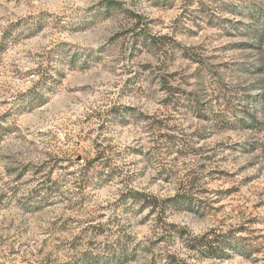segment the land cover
<instances>
[{
  "label": "clouds",
  "instance_id": "clouds-1",
  "mask_svg": "<svg viewBox=\"0 0 264 264\" xmlns=\"http://www.w3.org/2000/svg\"><path fill=\"white\" fill-rule=\"evenodd\" d=\"M0 17V62L23 49L44 76L19 100L13 89L0 109V134L14 129L0 142V174L31 166L19 181L15 174L0 179V264H173L171 257L175 264H264V209L252 213L262 223L247 226L249 233L236 229L250 205L240 214L226 208L220 224L210 214L217 185L207 176L252 162L244 174H258L264 187V0H0ZM21 18L6 37L4 29ZM105 25L97 43L68 35ZM57 29L67 48L50 54L47 41L32 47L37 33ZM117 33L126 35L113 44ZM69 61L96 73L98 87L86 89L83 106L72 104L55 125L26 126L15 107L43 115L63 90ZM245 145L255 150H231ZM61 157L68 163L52 171ZM41 165L45 171L34 176ZM249 187L253 202L264 200ZM203 188L208 195H197ZM36 206L43 211L34 213ZM68 206L73 211H61ZM213 237L219 262L199 257L207 249L199 243Z\"/></svg>",
  "mask_w": 264,
  "mask_h": 264
},
{
  "label": "rangeland",
  "instance_id": "rangeland-1",
  "mask_svg": "<svg viewBox=\"0 0 264 264\" xmlns=\"http://www.w3.org/2000/svg\"><path fill=\"white\" fill-rule=\"evenodd\" d=\"M24 3L27 6V0H16V4L19 5ZM171 10V9H168ZM35 13H29V18H31ZM183 15V13H181ZM23 22V18L18 19L13 23H9L7 28L4 29V35L7 37L11 34V32L15 31L20 24ZM3 26V17H0V27ZM160 25H157L159 27ZM218 25L213 24L209 21V27H217ZM109 26L105 25L102 26L101 29L95 32H84L78 36H73L71 32L68 33L70 37L76 39L79 43L82 44H93L97 43L104 38L105 33L108 31ZM126 33H117V35L112 38V43L115 44L118 40L121 39L122 36H125ZM37 38L35 39L32 47L34 49H39L42 47L43 42L47 41L51 47L48 49L49 53L59 52L62 49H65L69 45V41L67 39L62 38L63 30L57 29L56 33L52 36H44L39 37L38 33L36 34ZM135 47V45L133 46ZM228 46H225L223 51H231ZM238 51H243V49H237ZM39 55V53H37ZM35 61L32 59L31 55L25 52L23 49L19 51H12L8 54L6 62H0V109L5 108L9 104V100L12 98V90L16 89V99H20L24 95L23 90H27L31 93L35 84L33 83V78L38 77L39 80L44 79V76L36 70L39 67L37 64L36 67L32 65ZM16 65V67H13ZM22 66V69H20ZM18 69L23 71V75L19 74ZM100 77L91 71V69H84L83 67H75L72 61H69L68 65V74L65 77H62L63 81V90L53 93V98L49 102L51 104L50 109L45 111L43 115L37 114L34 110L24 109L21 111V107L16 106L15 111L19 113L24 121L26 126L31 125L32 127H36L37 125L43 123L45 120L49 123L56 124L57 121H62L65 118L66 111L70 109L71 105L74 103L79 102L80 106H83V103L88 99L86 94V89L88 88H97L98 81ZM115 86V85H113ZM73 93H79L80 99L79 101L73 100ZM13 109L10 107L7 111L4 112V116L8 117L12 114ZM86 123L88 120L85 121ZM75 125V121H73ZM78 127V125H75ZM101 127H103L101 125ZM14 129L8 128L2 131L0 134V142L3 141L4 137L11 134ZM35 143V141H32ZM87 143V141H85ZM222 145L218 144L217 148L221 147ZM74 147H80L79 139H77L76 144ZM249 149L254 151V147L251 145L245 146H233L232 151H240L242 155H246L249 152ZM86 151V149L84 150ZM84 151H81L79 155L76 156L77 161L84 160ZM213 155L204 156L201 159L206 161H212ZM97 157H94V159ZM223 163H228L227 160L222 158ZM68 161L64 160L63 157L56 160V162L52 165V171L59 170L58 165L60 168L64 167ZM86 163H90L87 162ZM47 164V162H46ZM254 166L252 162H249L247 165L240 167L235 172H229L224 168L215 167L212 168L211 171L207 173L208 180L211 183H215L217 185L216 189L213 191L216 194L217 199L213 202V207L210 209V214H214L215 216L219 217V223L223 224L225 222L224 217V210L226 208L231 209V212H236L240 214L242 212L244 205H250V208L247 211L246 218L242 217V223L236 229V231H241L245 233H249L250 230L247 226H256L262 223L261 218L258 215H253V212L257 210L264 209V200H257L253 202L248 193L252 191V188L249 186H255L257 190L260 192L261 195H264V187L259 186V182L261 177L258 174L252 175H245L244 173L247 172V169ZM46 165H41L37 168L34 172V176L40 175V173L45 171ZM201 168H204L205 165L201 164ZM29 171H31L30 165H24L22 168H15V167H5L3 169V174H0V179H3V175L13 176L15 174V180L19 181L22 179L24 175H26ZM48 179L50 180V174H48ZM195 179V178H194ZM235 181V182H234ZM165 182H167V178L165 177ZM43 183V181H42ZM221 184H227V187H220ZM33 191H36L35 189ZM49 191H52L49 188ZM103 196L109 195V193H101ZM199 196H206L208 195V189L203 188L197 192ZM204 201H201L203 204ZM73 211V208L68 206L66 209H62L61 211ZM240 210V212H237ZM34 213L43 211V206H36L33 210ZM235 217L229 214L228 219H234ZM60 219H63V216H60ZM72 220V217L69 216L68 220H65L63 224L60 225V230L67 231L66 225L69 221ZM55 223V222H54ZM191 223V221H189ZM39 226V225H38ZM196 225H193L195 227ZM229 231H232L231 229ZM252 232H255L256 229L253 227L251 229ZM259 239V237H256ZM46 242V241H45ZM194 245L189 247V252H193L196 250L197 247H193ZM200 246V245H199ZM199 257L202 259H206L209 261H216L219 262L222 257H211L207 255L203 251L199 252ZM247 258V257H246ZM175 264V257L170 258ZM189 260H195L196 258L193 256L188 257ZM187 264V261H185Z\"/></svg>",
  "mask_w": 264,
  "mask_h": 264
},
{
  "label": "trees",
  "instance_id": "trees-1",
  "mask_svg": "<svg viewBox=\"0 0 264 264\" xmlns=\"http://www.w3.org/2000/svg\"><path fill=\"white\" fill-rule=\"evenodd\" d=\"M41 80H42V78H41ZM219 239V237H213V240L212 241H207V240H204V241H202V242H200L199 243V247L201 248V249H203L204 248V245L206 244L207 245V249L206 250H201V251H203L204 253H206L207 255H210L211 257H220L221 258V256L220 255H217L216 254V252H215V249H213L212 248V243H214L216 240H218ZM194 248L195 247H197V245H194L193 246Z\"/></svg>",
  "mask_w": 264,
  "mask_h": 264
}]
</instances>
